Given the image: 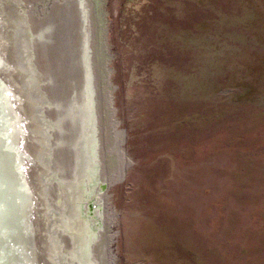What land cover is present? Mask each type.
I'll return each instance as SVG.
<instances>
[{"label": "rangeland", "instance_id": "1", "mask_svg": "<svg viewBox=\"0 0 264 264\" xmlns=\"http://www.w3.org/2000/svg\"><path fill=\"white\" fill-rule=\"evenodd\" d=\"M22 1L26 39L18 29L11 37L0 13V72L25 88L31 154L45 170L64 91L48 85L37 35L34 4L46 0ZM86 2L101 164L84 208L97 231L94 262L264 264V0ZM61 60L69 90L78 70Z\"/></svg>", "mask_w": 264, "mask_h": 264}, {"label": "bare ground", "instance_id": "2", "mask_svg": "<svg viewBox=\"0 0 264 264\" xmlns=\"http://www.w3.org/2000/svg\"><path fill=\"white\" fill-rule=\"evenodd\" d=\"M7 3L11 7V16L22 24L21 30L20 27L12 28L9 20L12 17L4 16L0 10L5 17L2 21L6 20L9 25L10 36H13V29H18L23 36V27L29 33L27 21L25 26L22 23L28 20L30 28L32 26L27 17L29 14L26 17L23 14L24 2L9 0ZM40 3L34 4V19L39 23L38 40L50 63L45 68L48 85L54 82L58 90L62 88L64 91L56 95L55 126L52 123L58 138L53 154L56 158H52L50 169L44 170L31 154L33 146L29 143H35L32 136L36 124H32L29 114L23 111L19 99L20 95L27 107L29 101L24 99L28 95L22 86H11L10 80L7 81L0 72V264H79L78 261L96 264L92 246L97 231L84 210L87 199L99 183L101 172V164L97 163L99 139L89 7L86 0H46L43 5ZM4 33L0 28V37ZM22 38L26 39V36ZM59 56V60L63 56L62 62L67 60L71 70L79 71L77 77L70 78L73 83L69 90L64 87L68 81H62L66 74L60 73ZM6 66L10 71L11 68ZM31 82L38 87L39 79L35 77ZM45 100L51 107L52 103L47 102L46 97ZM47 172L50 174L46 177ZM41 178L43 184H40ZM54 179L60 186L58 208L64 215V222L53 201ZM58 230L64 237L67 234L69 239L65 238V244L61 242Z\"/></svg>", "mask_w": 264, "mask_h": 264}, {"label": "water", "instance_id": "3", "mask_svg": "<svg viewBox=\"0 0 264 264\" xmlns=\"http://www.w3.org/2000/svg\"><path fill=\"white\" fill-rule=\"evenodd\" d=\"M38 112V111H37ZM43 178H41L40 184H43ZM43 189V188H42ZM44 194L46 195V192H44Z\"/></svg>", "mask_w": 264, "mask_h": 264}, {"label": "flooded vegetation", "instance_id": "4", "mask_svg": "<svg viewBox=\"0 0 264 264\" xmlns=\"http://www.w3.org/2000/svg\"><path fill=\"white\" fill-rule=\"evenodd\" d=\"M53 123V122H52Z\"/></svg>", "mask_w": 264, "mask_h": 264}]
</instances>
